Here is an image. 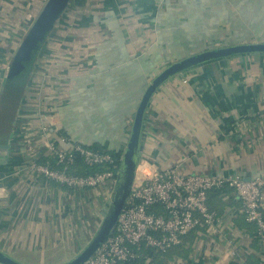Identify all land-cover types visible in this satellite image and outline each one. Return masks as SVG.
<instances>
[{
  "label": "crops",
  "instance_id": "0c3cea01",
  "mask_svg": "<svg viewBox=\"0 0 264 264\" xmlns=\"http://www.w3.org/2000/svg\"><path fill=\"white\" fill-rule=\"evenodd\" d=\"M44 2L0 0V251L24 264L72 259L110 200V183L69 189L30 169V160L51 157V144L69 147L60 131L71 143L123 152L138 101L163 67L212 47L264 42V0H70L19 101L1 100L8 64ZM142 131L140 156L159 169L264 178V53L169 78ZM262 197L264 211V188ZM207 205L214 227L189 232L160 264H264V240L235 192L212 190Z\"/></svg>",
  "mask_w": 264,
  "mask_h": 264
},
{
  "label": "built area",
  "instance_id": "2783aa9c",
  "mask_svg": "<svg viewBox=\"0 0 264 264\" xmlns=\"http://www.w3.org/2000/svg\"><path fill=\"white\" fill-rule=\"evenodd\" d=\"M59 140L69 145L61 148L50 145L60 168L48 163L29 161L30 169L69 189L113 186L117 171L111 153L71 143L70 138ZM73 152L78 153L86 166H108L91 174L69 172ZM140 174V175H139ZM232 189L240 200L247 222L257 228V239L264 240L263 197L264 178L244 179L240 174L217 176L204 173L183 175L174 168L159 169L146 157L140 156L130 193L109 236L85 264H123L135 260L142 248L166 251L181 244L192 230L212 229L218 218L207 205L212 190Z\"/></svg>",
  "mask_w": 264,
  "mask_h": 264
},
{
  "label": "water",
  "instance_id": "95a60500",
  "mask_svg": "<svg viewBox=\"0 0 264 264\" xmlns=\"http://www.w3.org/2000/svg\"><path fill=\"white\" fill-rule=\"evenodd\" d=\"M70 0H45L36 18L32 21L26 34L17 46L11 66L21 64L33 54L42 38L48 31L49 23L59 10ZM264 53V42H245L223 45L198 51L185 56L163 67L150 80L144 89L136 106L132 119L128 140L120 158V165L116 173L110 200L102 221L86 246L72 259L63 264H85L96 252L100 244L113 231L117 218L125 206L135 176L141 151L143 149L142 131L144 116L149 101L155 91L169 78L198 64L233 55ZM4 107V104L2 105ZM0 264H24L10 255L0 251Z\"/></svg>",
  "mask_w": 264,
  "mask_h": 264
},
{
  "label": "trees",
  "instance_id": "16d2710c",
  "mask_svg": "<svg viewBox=\"0 0 264 264\" xmlns=\"http://www.w3.org/2000/svg\"><path fill=\"white\" fill-rule=\"evenodd\" d=\"M66 5L58 11V13L52 17L49 26H48V31L45 34V36L42 38V40L40 41L36 51L31 54L30 56H28L21 64L17 65V66H11L12 65V59L13 56L8 64V68L5 74V78L3 81V86H2V92H1V100H10L13 102H18L20 95L25 87L27 78L29 76V74L31 73L34 63L36 61V58L38 56V52L40 51V48L42 46V44L44 43L45 39L47 38L48 34L50 33V31L52 30V28L56 25V23L58 22V19L60 17V15L62 14V12L64 11ZM14 55V53H13ZM60 136L65 137V138H70L65 132L60 131ZM91 149H95V150H102L98 145L94 144L91 146H85ZM108 153H111L112 156L114 157L115 160V167L114 170L117 171L120 165V158L122 155V151H109V150H102ZM73 163L71 165V167L69 168V172L72 173H77V174H81V175H85V174H91V173H95L98 171H102L105 170L107 167L106 166H86L82 163L81 161V157L78 155V153L73 152ZM38 162L40 163H48L51 167L53 168H60L61 165L59 163H57L56 161V157L55 155L51 154L50 158H41L38 159ZM263 217H264V211H263ZM250 223V222H249ZM253 224L254 227V231H253V235L255 236V238H257V228L256 225L254 223ZM167 251V250H166ZM163 251V252H166ZM162 251H157L151 248H142L139 251V256L132 261L123 263V264H143L144 263V259L149 258L152 262V264H160L162 262V258H160V254L163 253Z\"/></svg>",
  "mask_w": 264,
  "mask_h": 264
},
{
  "label": "bare ground",
  "instance_id": "6f19581e",
  "mask_svg": "<svg viewBox=\"0 0 264 264\" xmlns=\"http://www.w3.org/2000/svg\"><path fill=\"white\" fill-rule=\"evenodd\" d=\"M140 175V174H139Z\"/></svg>",
  "mask_w": 264,
  "mask_h": 264
}]
</instances>
